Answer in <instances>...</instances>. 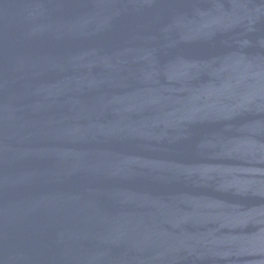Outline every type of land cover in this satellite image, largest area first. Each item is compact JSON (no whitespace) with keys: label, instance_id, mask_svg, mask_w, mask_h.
Instances as JSON below:
<instances>
[{"label":"water","instance_id":"water-1","mask_svg":"<svg viewBox=\"0 0 264 264\" xmlns=\"http://www.w3.org/2000/svg\"><path fill=\"white\" fill-rule=\"evenodd\" d=\"M0 264H264V0H0Z\"/></svg>","mask_w":264,"mask_h":264}]
</instances>
